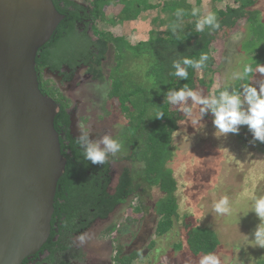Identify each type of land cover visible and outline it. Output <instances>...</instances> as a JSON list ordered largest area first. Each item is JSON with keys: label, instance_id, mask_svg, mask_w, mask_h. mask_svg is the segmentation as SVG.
Here are the masks:
<instances>
[{"label": "trees", "instance_id": "trees-1", "mask_svg": "<svg viewBox=\"0 0 264 264\" xmlns=\"http://www.w3.org/2000/svg\"><path fill=\"white\" fill-rule=\"evenodd\" d=\"M96 1H92L95 7L89 13L93 21L97 18L103 20L105 16L103 11L112 7L114 0L110 3L107 2L110 0H99L105 2L104 9L98 8ZM215 1L213 0V3ZM257 1H226L214 12L220 28L206 27L204 31L197 32L196 22L200 16L199 14L193 16L192 11L199 7L200 0L193 3L189 0H158L155 3L150 0H138L137 14L139 11L158 7L169 16L166 29H151L148 38L131 43L126 38V33L115 34L111 30H99L95 25L91 28L94 37L91 39L78 24L82 17H89L88 14L80 13H84L85 9L73 0H52L63 18L51 38L37 52L35 58L37 72L45 66L53 69L59 68L62 64L74 66L81 62L88 66L87 72L95 79H103V73H107L110 85L106 98L118 100L127 122L113 136L122 143L121 151L115 157L110 156L109 162L103 166L93 165L84 160L75 137L67 132L69 120L64 106L58 109L54 127L60 134L61 153L66 163L64 172L57 182L50 236L42 248L51 252L64 249L65 246L59 244V240H52L56 234L62 233L63 229L72 224V230L76 229L83 233L96 218L107 217L117 205L125 203L132 196L137 197L138 201L134 206L128 204L126 219L138 221L148 208L145 198L149 197L150 190L154 187L161 193L153 205V210L158 215L154 233L161 236L171 230L174 220L178 217V203L175 194L177 182L169 164L175 154L173 133L178 128V121L184 116L177 107L173 108L167 102V93L185 84L197 91L202 86L208 92L213 82L212 76L221 66L219 64L221 60L214 57L212 43L220 32L228 35V31L238 30L239 25V28L243 27V31L233 42L236 46L235 54L243 61V64L238 63V66L241 68L245 64H251L255 70L259 67L258 63L264 65V15H261L259 8L253 7ZM177 9L184 10V15L180 19L175 15ZM130 10L121 7L117 18L110 20V23L122 26L123 30L124 20L130 19L128 16ZM242 20L243 24L240 23ZM152 21L157 26L164 24L158 18ZM177 25L174 31L173 28ZM248 33L251 37L245 47L241 40ZM110 48L111 57L108 59ZM226 52L222 53V60ZM202 54L208 57L205 66L201 70L189 67L187 80L171 75L174 71L172 68L174 60L183 57L199 59ZM255 78L264 79V75L256 73ZM224 82L225 84L217 90V94L229 85L238 87L240 83L233 81L231 76L224 79ZM42 87L43 83L39 81L41 91ZM161 112L164 115L157 118ZM208 115L213 119L210 113ZM61 132L64 133L63 136ZM237 136L240 137L239 134ZM112 161H123L125 164L114 188L109 185L111 181L109 164ZM224 194L217 200L226 196ZM229 201L232 208L238 206L237 210L250 205L238 204L230 198ZM228 215L223 216L224 220L229 221ZM246 215L250 218L249 222L248 217L243 221L245 215H239L238 219L248 227L252 225V221L255 223L259 220L254 211L250 210ZM113 228L114 226L111 229ZM244 234L250 235L251 232L246 230ZM222 238L219 229L195 223L187 227L185 237L175 247L179 248L184 244L193 255L214 253L222 245ZM123 251L124 248L120 245L115 256V264H130L139 254L138 251L130 254ZM26 260L27 258L21 264H25ZM256 264H264V259L260 257Z\"/></svg>", "mask_w": 264, "mask_h": 264}, {"label": "rangeland", "instance_id": "rangeland-1", "mask_svg": "<svg viewBox=\"0 0 264 264\" xmlns=\"http://www.w3.org/2000/svg\"><path fill=\"white\" fill-rule=\"evenodd\" d=\"M79 1L86 4L90 10H94L93 0ZM150 1L155 3L158 0ZM189 1L193 3L195 0ZM226 1L233 0H216L215 3L213 0H200L197 8L200 10L199 16L208 11L215 12ZM104 3V1H96L98 8L104 9ZM112 3H114L112 7L103 11L105 15L103 20L97 18L93 21L92 25H95L97 29L111 30L115 34L124 32L131 43L148 38L151 29H166L169 15L158 7L139 11L137 14L138 0H114ZM121 7L124 10L131 9L128 14L130 19L124 20L123 30L122 26L110 23V20L115 19L120 12ZM253 7L259 8L261 15H264V0H258ZM154 18L162 20L164 24L157 26L152 21ZM240 23L243 24V20ZM239 26L238 30L228 31V35L219 31L220 33L213 41V54L216 59L221 60L219 63L221 66L212 76L213 82L208 92L202 86L199 87L198 91L202 95L217 93L220 86L225 84L224 79L239 70L238 63L243 64L240 56L235 54L236 46L233 44L243 31V27L239 28ZM250 37L248 33L242 38L241 43L244 42L245 47L249 44ZM109 51L108 59L111 57L112 49L110 48ZM225 51L227 52L222 60V53ZM80 74H83V71ZM103 75L104 78L97 79L96 82L86 77L83 86L70 90L69 95L71 94L78 101L77 124L93 125L98 129L107 128V134L113 137L125 126L127 118L121 112L116 98H109V100L106 98L110 81L107 73L104 72ZM181 114L184 116L183 113ZM197 115L198 108H194L193 121ZM208 116L205 114L203 117L204 127L201 130L194 129L195 125L192 126L186 122L184 116L178 121V128L173 133L175 154L169 166L173 169V176L177 182L175 194L178 217L174 220L171 230L161 236H156L154 233L158 215L154 212L153 205L161 195L154 187L151 188L149 197L145 198L148 208L138 221H127L128 205L123 204L117 211L110 214L108 219L93 223L83 232L76 242L85 245L86 255L98 256L108 251L107 258L115 264L118 247L122 245L123 252L126 254L133 251L139 252L130 264H198L201 255L191 254L184 244L179 248L175 246L183 240L189 225L200 223L219 229L221 232L222 245L214 251L220 264H256L260 257L264 259V247L257 246L252 241L255 226L260 223V219L255 223L252 221V225L248 227L246 223L239 221L240 214L236 215L238 206L232 208L234 210L228 215L229 221L224 220L223 216L226 214L216 213L213 209L217 198L224 193L230 200L241 205L251 204L253 195L264 196V143L258 141L252 143V134L247 126H240L238 133L240 137L232 133L218 137L215 135L216 129L212 119ZM95 132L98 137L100 130ZM123 165H125L123 161L115 162L113 180L118 178ZM129 201L131 206H134L138 199L132 196ZM246 208L247 206L243 209ZM247 217L245 215L243 221ZM249 219L248 217V222ZM113 226L114 228L111 229ZM246 230H249L251 234H244Z\"/></svg>", "mask_w": 264, "mask_h": 264}, {"label": "water", "instance_id": "water-1", "mask_svg": "<svg viewBox=\"0 0 264 264\" xmlns=\"http://www.w3.org/2000/svg\"><path fill=\"white\" fill-rule=\"evenodd\" d=\"M62 18L52 0H0V264H21L50 236L66 159L35 58Z\"/></svg>", "mask_w": 264, "mask_h": 264}, {"label": "clouds", "instance_id": "clouds-1", "mask_svg": "<svg viewBox=\"0 0 264 264\" xmlns=\"http://www.w3.org/2000/svg\"><path fill=\"white\" fill-rule=\"evenodd\" d=\"M199 9H193L192 15L197 16ZM177 19L184 15L183 9L175 12ZM178 27L174 26L173 30ZM206 27L219 29L220 23L214 12L208 11L196 22V31L202 32ZM208 59L202 54L199 59L183 57L172 62L174 71L171 75L183 80L188 79V68L201 70ZM258 69L251 64L243 65L239 70L232 73L231 79L238 81L239 86L229 85L223 90L210 95H202L199 91L192 89L187 84L181 88H175L167 93V102L177 106L179 112L186 117L196 130L203 129L202 119L205 114L210 113L212 122L216 129L215 135L226 136L229 133L238 134L240 126H247L252 134V143H264V79H256L255 74L264 75V65L259 64ZM231 89V90H229ZM198 108L196 119L192 120L193 109ZM163 112L156 117H162ZM79 135L75 138L81 154L86 162L93 165L103 166L109 162V157H115L122 149V143L109 134L96 137L91 126L84 123L76 125ZM95 137V138H93ZM213 209L219 214H232L233 209L227 196L217 200ZM254 211L259 217L260 223L253 232L252 241L255 245L264 247V196L251 197V204L246 209H239L236 215H246L248 211ZM238 216V215H237ZM248 238V236H247ZM198 264H220L219 258L214 253H207L200 256Z\"/></svg>", "mask_w": 264, "mask_h": 264}, {"label": "flooded vegetation", "instance_id": "flooded-vegetation-1", "mask_svg": "<svg viewBox=\"0 0 264 264\" xmlns=\"http://www.w3.org/2000/svg\"><path fill=\"white\" fill-rule=\"evenodd\" d=\"M73 1L80 4L85 9L84 13L80 12L81 14L89 15V17H82L81 20L78 22V24L80 25V29L82 31H85V33L89 37H91V39H94V37L91 36L93 18L89 13L90 8L79 0ZM87 69L88 66L80 62L78 64H75L74 66L62 64L59 68L53 69H50L49 66H45L41 68V70L38 72V81L43 83L42 91H44V94H47L56 102L58 109L61 106H64L69 120L67 132L75 138L79 135L78 129L76 127L77 122L79 121V119L76 118V112L78 111L77 107L79 105L78 101L73 96H71V94L69 95V93L70 90H76L78 87L83 86V82L86 77L93 80V82L97 81V79L93 78L91 73L87 72ZM81 71H83V74H80ZM90 126L95 134L96 130H100L99 136L108 133L107 128L98 129L93 125ZM63 134L64 133L61 132L62 136ZM99 136L97 137L96 134L97 138H99ZM109 165V175L111 177L109 185L110 187L114 188L115 183L117 181V179L113 180L115 174V162L112 161ZM130 199L131 198L129 197L125 203L117 205L108 214L107 217L103 219L96 218L93 223L108 219L110 214L117 211L118 208L121 207L123 204L128 205L131 202L129 201ZM72 226L73 224L71 226H68V228L63 229L62 233L56 234V236H54V238L52 239L53 241L59 240V244L65 246L64 249H58L54 252H51L46 248H41L38 253L28 257L25 264H113L107 258L108 251L103 252L102 255L98 256L96 254H93V256L86 255L87 248L85 247V245L79 243L78 241L76 242L77 238H80L83 233L76 229L72 230Z\"/></svg>", "mask_w": 264, "mask_h": 264}]
</instances>
